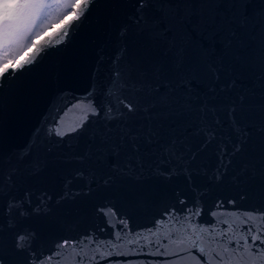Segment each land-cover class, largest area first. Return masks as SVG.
Segmentation results:
<instances>
[{"label":"snow or ice","instance_id":"obj_1","mask_svg":"<svg viewBox=\"0 0 264 264\" xmlns=\"http://www.w3.org/2000/svg\"><path fill=\"white\" fill-rule=\"evenodd\" d=\"M98 3L0 0V113L20 78L58 46L71 43ZM109 3L125 11L115 26L111 53L101 49L98 55L94 82L82 95L65 97L66 102L34 130L23 148L11 153L0 150V264H264V196L244 187L225 196L216 187L250 135L237 116L244 97L237 103L229 95L240 85L235 78L220 82L218 69L208 64L219 87L210 85L211 95L197 94L192 87L198 79L197 64L183 44L168 39L169 33L189 25L194 33L211 26L209 35L218 33L221 47L231 51L241 66L260 68L264 0ZM69 16L55 39L49 36L33 48L37 37ZM141 37L148 38L146 46ZM27 49L33 51L17 62ZM174 109L190 118L185 128L199 141L195 151L185 142L189 136L161 142L153 122ZM69 116L74 119L66 125ZM85 136L91 143L81 149ZM178 143L184 151H177ZM210 150L215 167L198 172L210 183L197 187L189 164L198 153ZM133 160L140 173L147 168L164 180L183 175L189 189L177 190L174 200L149 224L135 228L132 218L102 194L112 187L113 176L101 178L94 167L99 161L114 173L129 175ZM53 169H62L61 174L67 170L59 193L33 183ZM78 181L83 183L75 187ZM94 194L107 199L93 206L103 225L84 229L77 225L55 239L43 226H21L27 220L47 221L62 206Z\"/></svg>","mask_w":264,"mask_h":264},{"label":"water","instance_id":"obj_2","mask_svg":"<svg viewBox=\"0 0 264 264\" xmlns=\"http://www.w3.org/2000/svg\"><path fill=\"white\" fill-rule=\"evenodd\" d=\"M115 8L109 0H99L97 7L92 11L87 21L75 34L71 43L65 46H58L59 50L47 55L32 71L26 73L17 82V87L7 102L6 110L0 113V150L11 153L24 147L33 138L34 130L41 126L43 121L53 110L66 102L65 97L82 95L94 82L95 69L99 66L98 55L103 49L105 54L112 51V41L115 39V26L123 18L125 9ZM119 9V10H118ZM71 16L64 21L48 29L42 36L33 42V48L37 43L44 41L51 36L56 38L63 24H66ZM211 26H206L201 32L194 33L191 26H186L180 32H171L168 39L175 40L177 44H183L189 51L190 60L194 61L199 71L198 79L192 82V87L197 94L208 93L210 85L215 84L208 71V64L216 67L221 75V81L226 79H237L240 87L229 93L230 97L237 103L239 97L243 96L242 110L237 113L240 122L245 125L250 135L244 144L243 150L233 157V163L228 173L223 177L217 191L221 195H234L240 187L257 190L264 196V66L250 69L241 66L234 58L231 51L225 50L219 44V34L210 36ZM140 43L145 46L149 43L147 37H141ZM47 48V45H45ZM26 51L17 62L25 59L29 52ZM103 69L101 75L103 76ZM219 87V84H215ZM199 103V101H197ZM74 117L66 118V125L71 123ZM189 117L178 110L172 112L153 122L158 129L161 142H168L173 137L178 141L189 136L191 129L185 125ZM228 129H225L227 132ZM186 143L192 144V151L199 147V141L189 139ZM91 141L85 136L81 141L80 148L84 149ZM177 151H184V145L178 143ZM142 150H151L150 146H142ZM126 153L122 152V157ZM190 155V153H189ZM187 158V157H185ZM132 173L123 175L114 173L102 162H96L98 175L113 176V185L102 194L111 199L117 209L132 218V226L140 227L151 222L153 216L162 210L165 204L174 200L177 190L188 193V181L183 176L174 177L170 180L157 178L146 168L143 173L135 167ZM216 158L209 152L197 154V158L189 164L192 173V180L197 187H202L210 182L204 175L198 174L199 169L207 168L209 171L215 167ZM62 169H53L45 176L33 183L47 188L50 192L59 193L61 190ZM235 177V181L233 180ZM83 182L78 181L74 186L79 187ZM103 198L98 195L79 198L75 203L62 206L57 210L53 218L47 221L27 220L22 222V227L43 226L51 239L59 235L70 234L69 229L79 225L80 229L96 225H103V220L93 211V206L100 203ZM103 199V202H107ZM10 260L11 257H8ZM142 264V261L137 262Z\"/></svg>","mask_w":264,"mask_h":264},{"label":"trees","instance_id":"obj_3","mask_svg":"<svg viewBox=\"0 0 264 264\" xmlns=\"http://www.w3.org/2000/svg\"><path fill=\"white\" fill-rule=\"evenodd\" d=\"M54 25H56V24H54ZM54 25H53V26H54ZM53 26H52V27H53ZM52 27H51V28H52ZM49 29H50V28H49ZM24 52H25V51H24ZM24 52H23V53H24ZM23 53H22V54H23ZM22 54H21V55H22Z\"/></svg>","mask_w":264,"mask_h":264},{"label":"rangeland","instance_id":"obj_4","mask_svg":"<svg viewBox=\"0 0 264 264\" xmlns=\"http://www.w3.org/2000/svg\"><path fill=\"white\" fill-rule=\"evenodd\" d=\"M51 29V28H50ZM29 49H27L26 51H28ZM26 51H25V53H26Z\"/></svg>","mask_w":264,"mask_h":264}]
</instances>
